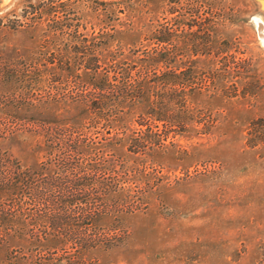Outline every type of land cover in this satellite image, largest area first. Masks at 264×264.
<instances>
[{
  "label": "trees",
  "instance_id": "obj_1",
  "mask_svg": "<svg viewBox=\"0 0 264 264\" xmlns=\"http://www.w3.org/2000/svg\"><path fill=\"white\" fill-rule=\"evenodd\" d=\"M238 13L223 0H21L0 15V264L126 251L125 218L168 185L158 157L219 123L199 98L250 94L251 61L218 35ZM254 125L251 147L264 143Z\"/></svg>",
  "mask_w": 264,
  "mask_h": 264
},
{
  "label": "rangeland",
  "instance_id": "obj_2",
  "mask_svg": "<svg viewBox=\"0 0 264 264\" xmlns=\"http://www.w3.org/2000/svg\"><path fill=\"white\" fill-rule=\"evenodd\" d=\"M20 1L0 0V15ZM223 1L239 11V21L218 35L234 37L238 56L251 61L250 94L199 98L218 117L217 127L181 137V148L158 157L157 176L168 185L125 218L129 247L102 255L103 264H264V143L245 140L249 123L264 121V0ZM118 37L127 44L136 35Z\"/></svg>",
  "mask_w": 264,
  "mask_h": 264
}]
</instances>
